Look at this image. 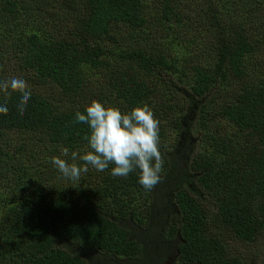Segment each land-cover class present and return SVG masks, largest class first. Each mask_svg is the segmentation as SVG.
I'll list each match as a JSON object with an SVG mask.
<instances>
[{"label": "trees", "instance_id": "trees-1", "mask_svg": "<svg viewBox=\"0 0 264 264\" xmlns=\"http://www.w3.org/2000/svg\"><path fill=\"white\" fill-rule=\"evenodd\" d=\"M13 74L32 97L20 112L9 90L0 115V264H248L231 243L264 245V0H0ZM93 100L153 110V189L113 164L79 180L52 165L87 151L74 121ZM147 208L150 242L126 223Z\"/></svg>", "mask_w": 264, "mask_h": 264}, {"label": "clouds", "instance_id": "clouds-1", "mask_svg": "<svg viewBox=\"0 0 264 264\" xmlns=\"http://www.w3.org/2000/svg\"><path fill=\"white\" fill-rule=\"evenodd\" d=\"M19 92L17 108L23 112L32 97L31 86L22 75H11L0 79V115H7V97L10 91ZM75 123L86 124L90 130L85 136L87 151H71L70 160L60 156L51 158L52 165L60 174L71 180H79L89 166L96 171H104L110 164L113 176L127 177L138 170V183L145 189H153L161 179L163 159L160 152L159 125L149 105L144 104L122 111L118 107L93 100L84 112L75 113ZM70 149L61 150L63 157H69ZM83 161L78 164L77 161Z\"/></svg>", "mask_w": 264, "mask_h": 264}, {"label": "rangeland", "instance_id": "rangeland-1", "mask_svg": "<svg viewBox=\"0 0 264 264\" xmlns=\"http://www.w3.org/2000/svg\"><path fill=\"white\" fill-rule=\"evenodd\" d=\"M147 212L149 214L148 216V220H147V224L143 225V226H138L134 223V221H127V226L128 228L135 233H139L140 236H144L143 238L148 240V236L151 233V227L154 224V229L155 231L158 228V225L156 223V221H158L160 215L159 214H155V217L153 218V215H151L150 211L147 208ZM149 241V240H148ZM150 242V241H149ZM230 247V251L233 252L235 254V256L240 257L241 259H243L245 262H247L248 264H264V245L263 244H259L256 247L253 246H246L243 245L241 243L238 242H233L231 243ZM174 254V252L171 253V255L169 257H167V259L164 261L163 264H176L175 260H171L170 258H172V255Z\"/></svg>", "mask_w": 264, "mask_h": 264}, {"label": "flooded vegetation", "instance_id": "flooded-vegetation-1", "mask_svg": "<svg viewBox=\"0 0 264 264\" xmlns=\"http://www.w3.org/2000/svg\"><path fill=\"white\" fill-rule=\"evenodd\" d=\"M176 261H177V260H176ZM177 264H181V263L177 261Z\"/></svg>", "mask_w": 264, "mask_h": 264}]
</instances>
